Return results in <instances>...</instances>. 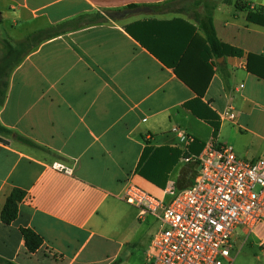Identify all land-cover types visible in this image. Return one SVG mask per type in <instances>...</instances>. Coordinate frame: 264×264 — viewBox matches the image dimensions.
Returning a JSON list of instances; mask_svg holds the SVG:
<instances>
[{
	"label": "crops",
	"instance_id": "0c3cea01",
	"mask_svg": "<svg viewBox=\"0 0 264 264\" xmlns=\"http://www.w3.org/2000/svg\"><path fill=\"white\" fill-rule=\"evenodd\" d=\"M163 1L0 0V124L11 131L0 133L8 141L0 142V210L12 188L26 192L17 218L0 221V257L14 264H142L159 221L122 199L128 184L161 195L160 185L186 166L180 158L209 144H228L246 160L264 158V79L246 69L252 54V68L264 73V26L247 19L264 0H241L243 10L212 0L217 38L242 51L213 60L190 11L106 16ZM193 9L203 11L201 4ZM96 12L105 20L70 21L22 54L18 43L33 32ZM148 18L195 26L176 25L169 40L174 51L184 39L197 40L180 70L192 80L210 77L201 97L126 32ZM3 39L12 47L6 59ZM209 111L218 123L215 137ZM253 151L261 154L249 156ZM19 227L42 238L36 251L27 250ZM247 235L237 234L239 248ZM258 245L256 264H264V242Z\"/></svg>",
	"mask_w": 264,
	"mask_h": 264
},
{
	"label": "built area",
	"instance_id": "2783aa9c",
	"mask_svg": "<svg viewBox=\"0 0 264 264\" xmlns=\"http://www.w3.org/2000/svg\"><path fill=\"white\" fill-rule=\"evenodd\" d=\"M180 161L186 166L161 195L134 183L123 192L126 203L159 221L142 264H232L238 231L264 224V158L246 160L228 144H209Z\"/></svg>",
	"mask_w": 264,
	"mask_h": 264
},
{
	"label": "trees",
	"instance_id": "16d2710c",
	"mask_svg": "<svg viewBox=\"0 0 264 264\" xmlns=\"http://www.w3.org/2000/svg\"><path fill=\"white\" fill-rule=\"evenodd\" d=\"M180 0H166L159 3H154L148 5L149 8L153 12L160 11H174V12H191V18L196 23L197 28L202 32L203 37H200L201 42L203 43V51L206 59L213 60L214 58H219L222 56H241L242 51L239 48L227 45L219 41L215 34L212 16L213 11L215 9V2L212 0H200L198 1V5H202L203 11L194 10L193 7L181 6L178 8H173L174 4ZM225 4L233 5L236 9H246V5L241 0H221ZM137 5H128L126 8H137ZM256 12H248L247 19L249 21L255 22L264 26V7H257ZM79 20H84V24L87 22H96L105 20L104 15L99 12L93 14H82L75 19L68 20L61 24L47 27L43 29H39L33 32L27 39L19 42L22 54L28 50L31 46L38 45L41 41L50 38L52 36L57 35L65 25H67L70 21L79 22ZM176 25H184L192 29L193 31L196 29L194 25L190 24L188 21L182 18H176L174 20H158L155 18H148L143 20H137L129 25L125 26L126 32L131 35L135 40H137L142 46H144L148 51H150L154 56H156L164 65L173 69L174 73L186 84L188 85L197 95V98L201 97L206 89L209 78L207 77L205 80H192L188 79L185 74L181 73V62L185 59V57L192 51H197L195 44V39H184L183 43L178 45L179 49L177 51L173 50V43L169 40L171 35V31L176 29ZM132 27V28H131ZM133 28L136 29V33L133 32ZM198 39V38H197ZM6 58L11 54L12 47L10 43L3 39L2 40ZM173 45V46H172ZM202 51V50H201ZM255 57L252 54L247 55L246 60V69L258 76L259 78L264 79V73L261 71H257L251 66V59ZM20 60V57L17 59ZM214 62H210V66L212 67ZM212 73V72H211ZM210 76V74H209ZM4 96V91L2 93V99ZM1 99V100H2ZM0 100V102H1ZM186 107H189V104H185ZM210 123L213 127V137L216 136L218 131V123L214 120V113L210 112ZM0 133L2 134H11V131L0 124ZM15 138L19 141H22L29 145H34L32 141L26 139L22 136H15ZM150 149H144L140 164L143 161L144 157L149 153ZM187 155V154H184ZM181 156V155H180ZM138 173L143 177L147 178L150 181H155V179L146 177L145 173L138 168ZM156 182V181H155ZM164 188V184L160 185ZM26 192L18 187H14L10 190L8 195L5 198L3 206L0 210V221L3 224H10L13 220L17 218L18 215V205L24 199ZM19 231L24 240V245L27 250L30 252L36 251L42 245V238L35 233L32 229L28 227H19ZM0 264H14L13 262L6 260L0 257Z\"/></svg>",
	"mask_w": 264,
	"mask_h": 264
},
{
	"label": "rangeland",
	"instance_id": "374dc122",
	"mask_svg": "<svg viewBox=\"0 0 264 264\" xmlns=\"http://www.w3.org/2000/svg\"><path fill=\"white\" fill-rule=\"evenodd\" d=\"M198 1L200 0H182L176 2L174 5L176 6H187V7H197ZM143 14H137V15H128L124 19H132L135 17L142 16ZM255 150V149H253ZM261 154V151H253L251 155L253 157H258V155ZM152 193V192H151ZM154 194V193H153ZM246 232L238 231V235L240 238H242V234H245ZM262 240L264 242V224L260 223L253 227V229L248 233L245 241L246 243L243 244L242 248H239L240 242H237L236 238L234 241V248L232 250V264H256V256L262 257V249L260 245H258V242ZM239 241V240H238ZM239 248V250H238Z\"/></svg>",
	"mask_w": 264,
	"mask_h": 264
},
{
	"label": "water",
	"instance_id": "95a60500",
	"mask_svg": "<svg viewBox=\"0 0 264 264\" xmlns=\"http://www.w3.org/2000/svg\"><path fill=\"white\" fill-rule=\"evenodd\" d=\"M151 9L147 6H143V7H138V8H126V9H122V10H115V11H108L106 13V16L109 19H123L125 18L127 15L129 14H133V13H138V12H144V13H148L150 12ZM0 142H8L6 141V139L0 137Z\"/></svg>",
	"mask_w": 264,
	"mask_h": 264
}]
</instances>
